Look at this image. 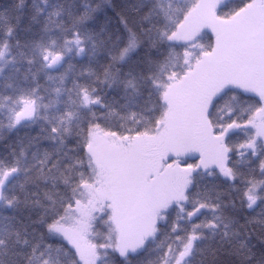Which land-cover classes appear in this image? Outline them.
Listing matches in <instances>:
<instances>
[{"label": "snow or ice", "instance_id": "1", "mask_svg": "<svg viewBox=\"0 0 264 264\" xmlns=\"http://www.w3.org/2000/svg\"><path fill=\"white\" fill-rule=\"evenodd\" d=\"M0 264H264V0H0Z\"/></svg>", "mask_w": 264, "mask_h": 264}]
</instances>
